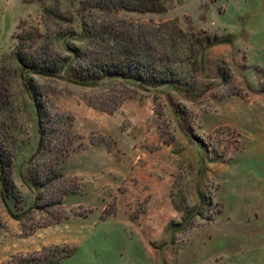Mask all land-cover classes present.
Wrapping results in <instances>:
<instances>
[{"label": "rangeland", "instance_id": "obj_1", "mask_svg": "<svg viewBox=\"0 0 264 264\" xmlns=\"http://www.w3.org/2000/svg\"><path fill=\"white\" fill-rule=\"evenodd\" d=\"M57 2L0 0L2 72L22 31L57 27L43 14ZM164 4L163 13L123 15L209 36L189 71L192 92L39 79L55 120H72L63 170L80 189L57 208L60 223L32 235L46 216L19 221L0 196V264L65 246L75 253L62 264H264V0ZM10 93L27 160L39 142L36 107L18 76ZM26 169L19 158L13 178L31 204Z\"/></svg>", "mask_w": 264, "mask_h": 264}, {"label": "trees", "instance_id": "obj_2", "mask_svg": "<svg viewBox=\"0 0 264 264\" xmlns=\"http://www.w3.org/2000/svg\"><path fill=\"white\" fill-rule=\"evenodd\" d=\"M165 11L164 0H58L43 11L55 29L42 34L32 27L18 35L10 72L0 69V196L19 221L37 213L46 216L27 235L60 223L62 217L56 214L65 197L80 189L68 181L67 185L63 170L75 136L72 120H55L39 79H63L85 89L111 81L143 90L166 87L192 92L189 71L197 70L211 45L209 36L188 33L173 21L143 23L123 15ZM16 76L34 102L40 135L36 151L27 160L26 154L19 153L24 149L20 151L17 125L10 121L16 117L10 93ZM19 158L28 166L27 174L21 175L34 195L31 204L24 201L13 178ZM74 253L70 247H53L16 255L4 264H62Z\"/></svg>", "mask_w": 264, "mask_h": 264}]
</instances>
